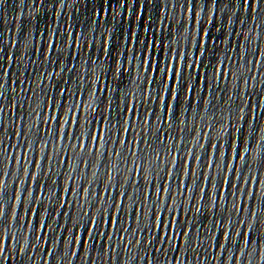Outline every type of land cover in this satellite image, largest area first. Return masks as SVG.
<instances>
[{"label": "snow or ice", "instance_id": "6c2138e0", "mask_svg": "<svg viewBox=\"0 0 264 264\" xmlns=\"http://www.w3.org/2000/svg\"><path fill=\"white\" fill-rule=\"evenodd\" d=\"M65 0H48L49 3H61L63 4ZM237 0H228L229 4H235ZM241 8L245 13H248L250 15V18L252 20H255L257 18V14L264 9V0H243L242 4L240 3V0H238ZM32 3L35 4V10H39V6L41 4L44 5L45 0H32ZM197 3L198 0H182V7L186 10L187 13L191 15L193 18V22L196 25H199L198 28V35L200 36V39L196 38V35L188 36V29L185 27L183 31L185 32V39H190V43L192 46H194L199 55L193 57L189 55V53L182 50V48L179 46L180 36H179V30L177 32L173 33V41L168 45H161L159 40L153 41L151 39V34L149 32V27L147 24L140 20L139 16H137V20L140 23V26L143 28V31L145 33L149 34L148 40H143L139 36H137L136 32L132 31L129 32L127 28H125V42L127 44L132 45L135 47L137 44H139L141 47L144 48L146 55L144 57H141L139 55H133L132 54V48H128L127 56H126V63H122L121 60L118 57H113L111 55V52L115 50L114 45H108L106 46L105 41H101L100 43H96L93 40H87L81 43V37L75 33H72L71 31V25H69V30L67 32V37L70 41L68 47L73 50L72 54V60L73 61H79L80 59L83 60V63L88 66V68L84 72H79L77 68V64H72V66L67 67L64 64L63 59L52 60L51 63L56 64L59 68L58 72H47L45 73L41 71L38 76H35L36 79L39 81L40 88L37 91V89L31 88L30 83H25V79L23 77L19 78V85H23L24 87L21 89L22 92H32L37 97H39L42 93H44L45 88L48 86L45 84V79L51 80L53 75L60 76L63 72H69L73 73L76 72L80 79L78 81V87L75 91L71 92V95L76 97V100L72 103V105L68 108H65L64 105H61L57 100L53 99L51 96H46L44 99L45 107L47 112L52 113L59 110L63 113L65 119L63 123H61L59 116H53L48 115L45 117L44 115L41 117V112L36 111L35 108L31 106V104L28 105V108L25 109L24 102H18L16 104V111L13 113L16 115L17 119L20 121V124L17 126L16 131L13 133V135L21 142L25 139V131H24V124L27 123V120L25 119V116L30 117L31 115L35 114L37 117L41 119L43 124H49V121L55 122V124L59 128V137L61 139H72L74 138L71 133L66 131L65 126L67 127H79L80 126V117L76 115V113L73 111V109L83 113V112H89L90 113V119L89 122H95L97 128H96V135L89 134V139H91L95 145L103 146L104 143H107L105 140V137L103 135V128L105 125L109 123L107 115L104 111L97 112L96 109L93 107V105L96 102V99L98 98L96 95V81H92V88L93 91H89V89L85 86L87 83V76L89 73L95 74V69L98 67L97 60L91 59L87 56L88 53H102V55L107 58L108 60L113 61L114 70L116 73L117 79H122L126 75H131V69L134 67L137 71L148 74L147 76H144L143 78L137 77L129 81L131 84H137L138 79H142V82L147 83V85L150 88V91L148 93L149 95V103L150 104H158L160 112L164 113L165 118H167L168 122L175 125V122L177 120V110H180V104H179V94L185 93L186 99L194 94V88L192 84L189 82L187 86L185 85V77L184 73L185 71H191L193 73H198L200 69L202 68L201 63H197L199 61L200 57L204 55V49L206 47V43L208 41H211L212 43H216V40L213 39V34L209 31L208 27L203 24L199 20V13L196 11L197 9ZM224 3V0H207V2L204 4V9H208V4L214 5L217 9L219 8L220 4ZM127 4V0H107V3L105 5V12L107 13L108 10L114 9L115 6L119 5L120 7H124ZM129 12H131V7H128ZM95 15H101L100 12H95ZM116 15H119V13H115ZM56 17H60V13H55ZM213 16H208V24H211L213 26ZM241 24L244 23V20L241 18L239 20ZM95 23V21H94ZM228 23L229 25L232 23L231 17H228ZM5 31H11L6 28V26L3 25V18L0 17V68L3 69L2 74L4 77H9V68L13 64H17V59H14L13 55L11 53V49L17 47V38L13 34L12 36V43L11 47H9L7 60L11 62L9 65H5L4 60L5 57L3 55L4 53V39H5ZM22 33V41L27 40L28 36L30 35V32L28 30H20V34ZM41 40H47V46L43 48H33L35 54L39 57L40 55L43 56L44 62H47L50 60V57L54 55L59 54V41L60 36L55 32L52 31L49 33H43L40 34ZM167 39V37H165ZM218 39V38H217ZM29 44L32 43L31 41L28 42ZM227 43V41H225ZM25 49H28V44H25ZM79 49L80 52H76V50ZM139 51V49H137ZM20 52V49H19ZM30 51L27 52V54ZM161 54L162 57H166L168 60L167 64L163 63V60L159 63H153V60L156 59L157 54ZM125 53H120V56H124ZM102 62V61H101ZM113 71L112 67L108 68V73L111 75ZM231 73H225L223 68H220L218 72V76L221 80L227 79L231 76ZM97 79H99L97 77ZM251 79H254V77H251ZM14 84H17V80L11 81ZM202 85L206 84L207 78L201 77L199 81ZM247 83V81H245ZM69 80L65 79L63 81V84L57 83V89L60 92V95L64 97L65 100L69 99L68 93L70 92V85L69 87H64L63 85H68ZM139 86V85H137ZM159 86V87H157ZM4 88V84L2 81H0V90ZM100 91H107L109 95H111V92L113 89L108 88V86H105V89H101ZM4 96V92L0 91V97ZM127 93L122 92L120 95V105L121 108V115L126 117L124 120L125 124L129 123V120L131 118H135L137 120H141L144 123L146 127L151 129V120L154 117L157 121L161 120V117L156 115L155 112H152L149 108L146 107H138L136 104L129 105L127 102ZM14 99V97H13ZM31 99V97H29ZM144 99L143 95L140 97V100L142 101ZM173 102H175V110L173 107ZM250 112L252 113L250 117L246 120L244 117V108L241 107L239 109L241 116L240 119L244 121V123L249 125V131L245 133L243 131L242 126L236 127L235 131L238 133V137H233V140L229 142V151L232 153L231 159L233 161H239L241 164H243L247 168H251L252 166L247 163L248 159L246 160V157L249 158L253 151L256 152V155L264 160V137H258L255 135V132L257 129L251 128V122L255 121L257 124V128L264 132V128L260 127V120L264 119V116H261L258 114L259 109H264V105H259L256 103H253L249 105ZM194 110V109H193ZM108 112L114 113L116 109L112 106L111 101H109L108 104ZM0 112H4V107H0ZM23 112L24 115H20V113ZM180 116H183V110H180ZM203 119V117H201ZM181 125L184 124V120L180 119ZM39 127V126H38ZM175 130V129H174ZM9 130L3 127V124L0 123V135H3L4 133H7ZM124 133H128L129 129L126 127L123 129ZM185 131L184 128H181V132ZM49 134L51 133V126L48 127ZM195 132L197 135H200V129H195ZM207 134H205L206 136ZM227 135H231V133H227ZM169 138L175 139L173 137L172 133H168ZM12 136H9V140H11ZM250 138V139H249ZM79 139V138H76ZM156 139H160L159 137H156ZM239 140V144L243 146V153H241V147L235 145V141ZM4 142H0L2 144ZM121 145L125 144L126 141H119ZM139 143V141L137 142ZM254 144V147H253ZM44 148L48 147L47 142H44ZM19 147V145H11V148ZM28 147H31V144L29 143ZM151 147V145H149ZM201 148H203V145H201ZM211 148L214 150L215 153L219 155L220 160L223 163V168L227 170V173L233 174L238 181H242L244 184L249 185V188H239L237 184L228 178V175H224L219 183H217V180L208 175L207 173L202 174V177H197L194 172H192L189 167L185 166V175H191L193 179V183H196L197 179L202 178L203 184L199 186V191L201 193L199 199L195 196H192V199L197 201V203L200 205L197 207V212H201L202 208H206L209 211V223L212 224L213 229L218 231L220 235L223 236L224 241L231 242L232 237L229 231L225 230V224H224V216L223 211L220 212H214V210L218 209L222 203H224L227 199V197H235V200L233 202V205L231 208H225L224 211L229 212H235L238 216H241L243 214H247L248 216L252 217L254 220L257 219L258 213L256 211L250 210L249 207L245 206L248 201H252L253 206L255 204V199L257 197V192L252 190L255 189H261L264 188V182H261L258 176H245L244 168H237L234 167L232 163H229L225 160V155L223 152V145H218L216 143H211ZM103 155V154H102ZM115 155L120 156L122 153H120L118 150L115 151ZM45 159H48L49 164L52 163L51 159L47 156L44 157ZM197 161H200V157L198 155L193 157ZM10 160L12 163L19 165L22 169L24 175L28 178L29 181H31L33 184H35L36 189L40 192L41 198H43L44 194L47 193L48 187L45 184H42L39 182L37 177L29 171L28 167H25V164H31L35 168L39 169L42 167L41 163L35 160H27L23 156L14 158V161L12 159V156L10 157ZM97 160H99V156L97 157ZM84 166L86 168H90L91 164L89 161L85 160L82 161ZM202 163V161H201ZM247 164V166H246ZM206 167L211 171L215 170L217 172H220L222 170L221 164L214 163L213 159L210 157L208 160V163ZM0 168H3V162L0 161ZM9 171L5 168L4 170L0 171V194L5 195V189L8 187L5 183L6 177H8ZM144 170L143 168H139L137 171V175L141 178H144ZM70 179V177H69ZM111 179V177H109ZM25 181L21 180L20 183L23 184ZM181 184H184V181L180 182ZM55 186V182H53V187ZM155 190L163 195L170 192V188L167 185H155ZM209 188L212 190V196H209ZM185 189L188 194H191L193 189L188 187L185 184ZM81 191L85 194L89 193L88 188H81ZM62 192L66 195L76 196L77 193L72 191L70 187H63ZM23 194H26L27 197L32 198V200H35L36 197L33 194V191L31 188H25L23 190ZM23 194L19 190H13L12 192H8V196H10L11 199L15 200L17 203L22 205L25 210L28 211V214L30 215H37L32 210L27 209V204L24 202ZM55 195V193H53ZM126 194L124 192L120 193L121 197H124ZM205 197H207V202L203 203L205 201ZM147 198V196H146ZM68 201H65L67 203ZM64 204L61 205L63 207ZM117 212L121 210V203H116L114 205ZM261 211H264V209H261ZM63 215L67 216L68 213L65 212ZM5 216V209L3 206V201H0V217ZM142 216L141 211H137L136 213V219H140ZM215 216L213 219L212 217ZM13 217L16 219H19L16 217L15 210H13ZM241 225H246L248 228V231L240 232L237 231V236L244 239L245 246L248 245H256L258 243H264V236L260 237V240H256L255 232L253 230V226L251 224H248L245 220L240 219L237 221ZM105 223L109 224L111 227H117L119 224V217L117 216H111L109 217ZM191 223V221H189ZM229 224H231V221H229ZM92 226L95 228L96 221L93 219ZM31 227V225H29ZM46 227L45 224L41 223L40 228L41 230H44ZM156 228L164 232L166 229L168 233H172L175 230V225L171 222L165 223L163 218L156 215ZM119 230V229H117ZM125 232L128 231V229H124ZM89 236L92 235L91 232L88 233ZM103 235V234H101ZM176 237L179 238H189V232H183V233H176ZM13 238L9 237V242ZM37 239H41V237H37ZM164 240H168L172 242L174 240V237L171 235H165L161 237V242L163 243ZM75 243L79 245H83V240L80 237L75 238ZM135 243L139 244L140 241L137 240ZM217 243V241H216ZM149 244H151V241H149ZM218 248L223 249L224 251H228V249L225 248V244L219 240L218 242ZM8 249V248H7ZM23 249L19 248L18 252L23 254ZM156 251H160V249H156ZM237 251L241 253V255L244 254V249L237 246ZM47 255L51 258L53 257L52 252H47ZM71 255L76 256L77 254L75 252L71 253ZM249 255H251L249 253ZM15 257L14 253H9V250L6 252V244L5 239L3 236V232H0V264H7L9 259H13ZM233 264H240V261L237 257H232ZM176 264H184L183 261L177 260Z\"/></svg>", "mask_w": 264, "mask_h": 264}]
</instances>
